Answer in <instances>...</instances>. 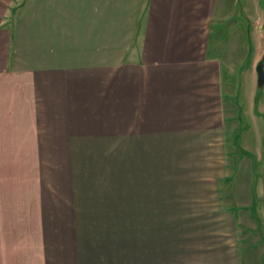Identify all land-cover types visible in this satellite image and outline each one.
<instances>
[{
	"label": "crops",
	"instance_id": "1",
	"mask_svg": "<svg viewBox=\"0 0 264 264\" xmlns=\"http://www.w3.org/2000/svg\"><path fill=\"white\" fill-rule=\"evenodd\" d=\"M250 39L264 0H0V264H165L168 167L264 222Z\"/></svg>",
	"mask_w": 264,
	"mask_h": 264
},
{
	"label": "rangeland",
	"instance_id": "2",
	"mask_svg": "<svg viewBox=\"0 0 264 264\" xmlns=\"http://www.w3.org/2000/svg\"><path fill=\"white\" fill-rule=\"evenodd\" d=\"M248 50L250 53L247 61L238 74L240 78L237 82L239 86L241 84L239 90H244V99L250 101L251 96L254 95L257 102H262L259 111L264 113V79L259 81L255 70L251 73L246 71L252 59L258 55V48L253 39H250L248 43ZM263 52L264 47L262 53H259L258 61L262 59ZM246 121L249 120H243V124ZM221 155L223 157V153L218 154V156ZM119 169L122 170V168ZM167 171L169 180L174 179L176 175L180 176L179 179L183 184L179 187L183 188L184 193H178L177 198H170L171 200L167 201L168 230L165 264H243L245 259L244 256L242 258V254L253 257L254 261L251 264H264V222L254 210L250 217L248 212H245L244 216L238 219L224 215L220 210L217 214L216 209L225 201L213 197L215 194L212 192L209 193L211 198H204L206 194H198L190 190L192 179L190 167H168ZM221 171L222 168H220ZM136 195H138L137 192L133 194L134 208L136 213L141 214L147 206V201L142 198V195ZM173 220L178 224H174ZM170 224L174 225L170 226ZM243 250L247 254L243 253ZM223 252H225L224 255H222Z\"/></svg>",
	"mask_w": 264,
	"mask_h": 264
},
{
	"label": "water",
	"instance_id": "3",
	"mask_svg": "<svg viewBox=\"0 0 264 264\" xmlns=\"http://www.w3.org/2000/svg\"><path fill=\"white\" fill-rule=\"evenodd\" d=\"M256 71L259 77V81H262L264 79V55L260 62L257 64Z\"/></svg>",
	"mask_w": 264,
	"mask_h": 264
}]
</instances>
